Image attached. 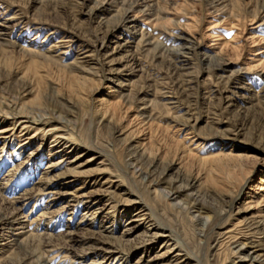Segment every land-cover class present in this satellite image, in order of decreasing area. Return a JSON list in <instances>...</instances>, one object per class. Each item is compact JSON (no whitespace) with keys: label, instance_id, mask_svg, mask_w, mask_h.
Returning a JSON list of instances; mask_svg holds the SVG:
<instances>
[{"label":"rangeland","instance_id":"374dc122","mask_svg":"<svg viewBox=\"0 0 264 264\" xmlns=\"http://www.w3.org/2000/svg\"><path fill=\"white\" fill-rule=\"evenodd\" d=\"M0 31V264H226L264 180V0H0Z\"/></svg>","mask_w":264,"mask_h":264},{"label":"bare ground","instance_id":"6f19581e","mask_svg":"<svg viewBox=\"0 0 264 264\" xmlns=\"http://www.w3.org/2000/svg\"><path fill=\"white\" fill-rule=\"evenodd\" d=\"M132 20H136V16H133V19ZM2 31V30H1ZM0 31V32H1ZM2 33V32H1ZM104 38L108 41H110V39L113 38L112 34H109L107 33ZM104 39V40H105ZM62 40V39H61ZM63 42L66 43V41L62 40ZM104 41L100 43L99 45V48L104 46ZM120 46H128L129 44L128 43H124V44H119ZM130 46V45H129ZM88 47V46H87ZM98 48V49H99ZM123 48V47H122ZM179 51V50H178ZM264 50H259V51H256L254 52L253 54L255 56H259V54H263ZM94 53L93 49L90 51V50H87L84 51V55L82 56V58L84 59L85 57H89L91 56L92 54ZM131 61V60H130ZM134 61V60H133ZM129 62V61H128ZM135 62V61H134ZM131 63V62H130ZM137 63V62H135ZM133 64V63H132ZM125 65V64H124ZM118 69V68H117ZM116 71L115 70H111L109 71V77L108 79H111V78H114L117 82H116V85L119 86L120 88H125L128 84H129V80H131V77L133 75H135L134 73H136V71L138 70H135L134 67H132V65L130 64H127L125 66H123L121 69H118ZM183 75V74H182ZM238 76H235L233 79L230 80L229 82V86H231L232 89L235 90V81L237 79ZM233 90V91H234ZM121 92V91H120ZM141 91H139L140 93ZM165 92V91H164ZM163 93V92H162ZM142 97V96H140ZM262 97V96H261ZM143 99H139V102H141ZM263 100H264V96H263ZM106 104V101L105 99H98L97 100V106L98 107H103L105 106ZM109 105V104H108ZM141 105H145V103H142ZM14 107V106H13ZM146 106H142L141 108L138 109L139 112L141 113H144L143 110H145ZM102 109V108H101ZM4 110V109H3ZM7 111V110H6ZM6 113V112H5ZM7 113H10V112H7ZM12 113V112H11ZM15 113V112H14ZM19 113V112H18ZM17 113L13 114V115H16ZM142 115V114H141ZM25 117V115H22ZM16 117V116H15ZM12 118V117H11ZM103 119H107V116H106V113L105 114H102V117ZM25 119H27V117H25ZM28 120V119H27ZM30 120V119H29ZM31 121H37L38 122V119L35 120V118ZM29 121H21L20 122V127L21 129L23 128H27L28 126H26V123H28ZM22 131V130H21ZM59 137V136H58ZM61 137V136H60ZM129 140V139H128ZM130 144L133 146V147H141L143 145V143H141L142 141L141 140H138L136 139V137H133L130 138L129 140ZM242 155V154H241ZM240 155V156H241ZM263 182V183H261ZM249 190L251 191H248V193L246 194V197L243 201L239 202V204L236 206V210H235V213L236 216H237V224L239 225H246L245 227H248V229L250 231L251 236H246V237H243L242 240L240 241H237L236 244L234 245V247L232 248L231 250V253L228 254V261L226 262V264H257L258 262V259L260 258V254L258 251L259 250V241L260 239L264 238V180L260 179L258 181V183L256 184V186L254 188H250ZM233 198V200H236V196H233L231 197ZM232 205V204H231ZM199 210V209H198ZM235 217V215H234ZM235 220V219H234ZM235 222V221H234ZM233 223H232V226H235ZM229 226V225H228ZM241 226V227H243ZM239 227V226H237ZM244 228V227H243ZM242 228V229H243ZM235 231H236V228H234ZM241 229V228H240ZM241 229V230H242ZM234 231L233 228H226V230L224 229V231L222 233L226 234V235H231L230 233ZM244 231V230H242ZM237 232V231H236ZM247 232V229L246 231ZM221 233V234H222ZM239 234V232H237ZM236 233V234H237ZM257 233V235H253ZM235 234V235H236ZM249 234V233H248ZM247 234V235H248ZM258 234H261L259 237H258ZM223 235V234H222ZM244 235V234H243ZM242 235V236H243ZM246 235V234H245ZM241 236V237H242ZM227 237V236H226ZM238 237V235H237ZM233 238H236L233 237ZM239 238V237H238ZM228 239V238H227ZM226 239V240H227ZM231 239V237H230ZM225 240V239H224ZM223 240V241H224ZM225 240V241H226ZM230 241V240H229ZM234 242V241H233ZM262 242V241H261ZM260 242V244H261ZM225 243V242H223ZM228 243V242H227ZM226 243V244H227ZM232 245V244H231ZM232 247V246H231ZM262 250V249H261ZM230 252V251H229ZM263 258V257H262ZM264 259V258H263ZM263 261V260H262ZM262 261H260L261 263H263ZM179 262V261H177ZM177 264V263H176ZM178 264H181V263H178ZM185 264V263H184ZM225 264V263H224Z\"/></svg>","mask_w":264,"mask_h":264}]
</instances>
